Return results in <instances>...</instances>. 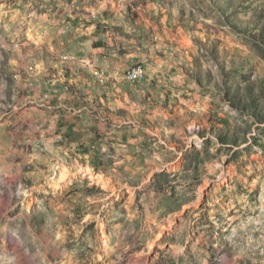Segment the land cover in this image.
Segmentation results:
<instances>
[{
  "label": "rangeland",
  "instance_id": "obj_1",
  "mask_svg": "<svg viewBox=\"0 0 264 264\" xmlns=\"http://www.w3.org/2000/svg\"><path fill=\"white\" fill-rule=\"evenodd\" d=\"M32 1L0 0V264H264V0H113L162 72L83 140L16 78Z\"/></svg>",
  "mask_w": 264,
  "mask_h": 264
},
{
  "label": "crops",
  "instance_id": "obj_2",
  "mask_svg": "<svg viewBox=\"0 0 264 264\" xmlns=\"http://www.w3.org/2000/svg\"><path fill=\"white\" fill-rule=\"evenodd\" d=\"M30 6L29 50L16 63V78L26 88L29 109L36 113L43 107L49 131L74 129L81 140L92 138L102 125L95 111L112 108L116 94L124 97L122 105L129 99L124 74L132 63L146 60L143 36L148 25L132 22L113 0H33ZM153 55L150 51L158 67L161 63ZM156 67L153 73L145 68L142 85L155 82L153 74L162 72ZM96 70L108 74L106 84L94 77Z\"/></svg>",
  "mask_w": 264,
  "mask_h": 264
},
{
  "label": "built area",
  "instance_id": "obj_3",
  "mask_svg": "<svg viewBox=\"0 0 264 264\" xmlns=\"http://www.w3.org/2000/svg\"><path fill=\"white\" fill-rule=\"evenodd\" d=\"M92 18L95 19L97 18L96 15H92ZM94 77H96L97 81L100 84H104L107 80V75L105 74L104 71L102 70H96L93 72ZM125 80H127L129 83H140L144 80L145 78V69L141 64H136L129 68L125 74H124Z\"/></svg>",
  "mask_w": 264,
  "mask_h": 264
}]
</instances>
